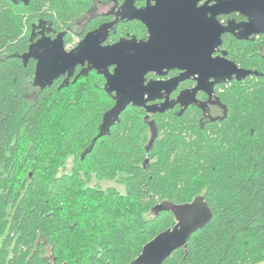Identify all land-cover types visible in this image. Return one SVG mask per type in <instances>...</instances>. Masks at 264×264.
Masks as SVG:
<instances>
[{"label": "trees", "instance_id": "trees-1", "mask_svg": "<svg viewBox=\"0 0 264 264\" xmlns=\"http://www.w3.org/2000/svg\"><path fill=\"white\" fill-rule=\"evenodd\" d=\"M90 3L0 0V264H130L175 224L152 208L197 196L210 221L162 264H264V36L223 41L229 60L259 76L217 85L222 115L156 117L146 153L141 108L126 107L99 136L113 106L99 87L23 94L29 22L63 28Z\"/></svg>", "mask_w": 264, "mask_h": 264}, {"label": "water", "instance_id": "water-1", "mask_svg": "<svg viewBox=\"0 0 264 264\" xmlns=\"http://www.w3.org/2000/svg\"><path fill=\"white\" fill-rule=\"evenodd\" d=\"M154 1V6L142 10H135L133 0H126L123 7V18L136 19L146 25L147 42L121 40L114 45L100 47L94 34H89L77 48L67 53L60 37L54 41L42 38L31 44L29 51L20 57L24 63L30 58L36 60L35 83L41 88L50 86L66 72L70 76L77 64L88 62L90 69L105 77L106 92L115 93V105L104 115L99 136L104 134V127L114 124L127 106L143 108L146 113L144 121L150 132L146 153L157 138V126L155 121L148 120L150 115L162 114L175 104L184 111L197 104L199 91L211 98L214 85L259 76L256 71L238 67L224 53L213 57L224 34H231L238 40L264 36V0H208L200 7L197 3L201 0ZM234 12L247 21L235 24L231 20L222 25L216 20L217 15ZM110 66L115 67L112 74L108 72ZM164 69H178L183 73L169 81L145 83L148 73L161 77L166 74ZM195 75L196 86L190 92L182 93L175 102L148 105L159 99L162 91L169 94L180 81ZM163 211L173 215L174 226L147 242L130 264H162L175 250H185L190 236L202 229L212 217L203 196L179 205L161 202L152 208L155 214Z\"/></svg>", "mask_w": 264, "mask_h": 264}, {"label": "flooded vegetation", "instance_id": "flooded-vegetation-1", "mask_svg": "<svg viewBox=\"0 0 264 264\" xmlns=\"http://www.w3.org/2000/svg\"><path fill=\"white\" fill-rule=\"evenodd\" d=\"M7 1L11 2L14 5H18L19 3H22L24 5L28 4V0H16V2H12L11 0H7ZM206 1L208 0H201L200 2L197 3V6L198 7L202 6L204 3H206ZM125 2L126 0H91V3L88 6V8L80 16L68 21L66 25L63 26V28L60 27L56 28L52 20L42 18L40 16L33 18L29 22L28 29H26L28 34L27 46H26V50L21 54V56L29 51V46L31 44L36 43L38 40L42 38L49 39L50 41H54L58 37H60L62 41L63 49L67 53L77 48V46H79V44L83 42L87 37V35L89 34H94L93 37H96V40L99 41L100 47H108L120 42L121 40H126V41L134 40L137 43L147 42L149 35L146 25L139 20L136 19L129 20L127 18L122 17L123 7L125 5ZM154 5H155L154 0H133V7L135 8V10H142L147 6H154ZM210 5H212V2H210ZM216 20L222 25H226L227 22L231 20H233L235 24H239L247 21V19L244 16L240 15L237 12L217 15ZM131 25L132 27L128 28ZM135 29L136 31H134ZM235 33H238V31H236ZM252 38H256V37H249L247 40ZM225 39H236V38L231 34H224L222 36L221 46ZM247 40H239V41H247ZM221 46L219 47L217 52L213 55V57L223 55L222 53L223 49ZM225 57L227 58L226 54ZM21 62L23 63V67H26L27 64L30 65L29 70L25 74V79L22 86L23 94L26 100H27L26 94H34V99H35L43 90L53 85H56L59 90L68 89L72 87L76 89V87L80 86V89L75 91L74 96H78L79 94L85 92V91L84 92L81 91V89H89L92 87L101 88L104 91V93L112 100L115 96L114 92L110 94L106 92L105 77L102 74L97 73L96 70L90 69L91 65L86 61L83 64H77L74 67L72 74L70 76L69 73L66 72L64 75H61L57 79H55L50 86H46L44 88H41L38 84L35 83V70L37 64L36 60L30 58L24 63L21 59ZM114 68H115L114 66H110L108 68V72L112 74ZM163 72H166V74L161 77L156 76L153 73H148L145 77L146 79L145 83L149 81H161V82L169 81L171 79L179 77L183 73V71L178 69H173V70L164 69ZM195 77H197V75L191 76L189 78L180 81L177 84L176 88L172 90L169 94H166L165 91H162L160 93V98L150 102L148 105L161 106V104L164 103L165 101H167L169 104L175 102L182 93L187 91L190 92L196 86V82L194 80ZM100 80H102L103 83ZM217 85L213 86L212 89L213 93L211 98H209L206 93L199 91L196 94V100H197L196 105H191L186 110L183 111L182 107L179 104H175L172 108H170L169 110L165 111L162 114L150 115L148 120L155 121L156 117L163 116L169 112H172L177 115H181L190 108H196L200 111L201 120H204L206 118L208 119L217 118L223 113V109L219 104L216 96ZM114 105H115V101L113 100V106ZM144 114L146 115L145 111Z\"/></svg>", "mask_w": 264, "mask_h": 264}, {"label": "rangeland", "instance_id": "rangeland-1", "mask_svg": "<svg viewBox=\"0 0 264 264\" xmlns=\"http://www.w3.org/2000/svg\"><path fill=\"white\" fill-rule=\"evenodd\" d=\"M78 89H80V86L76 87V89L75 88H71L70 90H66V92L64 94L65 95V99L73 98L74 95H75V91L78 90ZM26 96H27V101L28 102H31V101L34 100V94H26ZM100 187L103 188V189H106L108 187H116V188H118V186H116L115 184L110 183V182H101L100 183ZM118 189L120 190V188H118Z\"/></svg>", "mask_w": 264, "mask_h": 264}]
</instances>
